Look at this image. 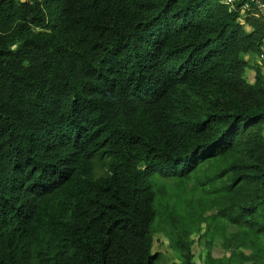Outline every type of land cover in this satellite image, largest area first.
<instances>
[{
	"label": "trees",
	"instance_id": "obj_1",
	"mask_svg": "<svg viewBox=\"0 0 264 264\" xmlns=\"http://www.w3.org/2000/svg\"><path fill=\"white\" fill-rule=\"evenodd\" d=\"M226 2L0 0V264H264V22Z\"/></svg>",
	"mask_w": 264,
	"mask_h": 264
},
{
	"label": "rangeland",
	"instance_id": "obj_2",
	"mask_svg": "<svg viewBox=\"0 0 264 264\" xmlns=\"http://www.w3.org/2000/svg\"><path fill=\"white\" fill-rule=\"evenodd\" d=\"M258 60V58L252 57L253 62ZM260 60V59H259ZM258 62V61H257ZM253 70H248L246 73L247 78L251 79L254 75ZM163 182V180H161ZM221 240H216L214 246V252L216 255L220 256L221 254ZM153 251L155 253H161L163 256V260L161 264H171L177 261L176 255L169 247V241L163 235H156L154 239V248ZM194 252L196 255V261L201 262V255L206 253L205 241H203L202 245H196L194 247Z\"/></svg>",
	"mask_w": 264,
	"mask_h": 264
},
{
	"label": "built area",
	"instance_id": "obj_3",
	"mask_svg": "<svg viewBox=\"0 0 264 264\" xmlns=\"http://www.w3.org/2000/svg\"><path fill=\"white\" fill-rule=\"evenodd\" d=\"M232 2L233 0H228V4H231ZM255 2L257 5V12H253V15L260 19L262 18V21L264 22V0H255Z\"/></svg>",
	"mask_w": 264,
	"mask_h": 264
},
{
	"label": "clouds",
	"instance_id": "obj_4",
	"mask_svg": "<svg viewBox=\"0 0 264 264\" xmlns=\"http://www.w3.org/2000/svg\"><path fill=\"white\" fill-rule=\"evenodd\" d=\"M234 1H235V0H233V3H234ZM226 3L228 4V0H227V2H226Z\"/></svg>",
	"mask_w": 264,
	"mask_h": 264
}]
</instances>
